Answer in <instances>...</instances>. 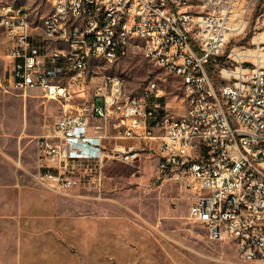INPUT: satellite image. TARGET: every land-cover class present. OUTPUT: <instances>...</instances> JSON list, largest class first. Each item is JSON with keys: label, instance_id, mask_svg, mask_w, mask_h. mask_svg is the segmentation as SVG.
Returning a JSON list of instances; mask_svg holds the SVG:
<instances>
[{"label": "built area", "instance_id": "2783aa9c", "mask_svg": "<svg viewBox=\"0 0 264 264\" xmlns=\"http://www.w3.org/2000/svg\"><path fill=\"white\" fill-rule=\"evenodd\" d=\"M193 1L53 0L41 25L2 2L0 37L10 45L3 53L0 39V56L10 59L13 87L55 99L84 93L94 60L114 63L135 48L181 78L186 109L176 115L158 80L133 94L118 74L103 75L91 99L39 137L33 175L61 195L101 184L105 124L115 120L124 137L145 140L155 151L160 175L190 180L192 219L213 237H231L243 260L264 264V57L236 46L226 52L247 28L232 0H200V10ZM105 7H116V15ZM56 24L64 33L51 32ZM61 37L71 39L70 48L50 47ZM82 52L90 53V63ZM109 154L125 162L140 157L132 148Z\"/></svg>", "mask_w": 264, "mask_h": 264}, {"label": "rangeland", "instance_id": "374dc122", "mask_svg": "<svg viewBox=\"0 0 264 264\" xmlns=\"http://www.w3.org/2000/svg\"><path fill=\"white\" fill-rule=\"evenodd\" d=\"M1 1L22 6L35 25L53 7V0ZM232 2L247 28L226 52L236 46L263 59L264 0ZM193 3L194 10L202 8L200 0ZM7 49L4 44L3 53ZM11 68L10 59L0 56V264H260L243 260L231 237H213L190 217L196 198L190 180L160 175L158 156L145 140L137 142L138 159L110 158L101 184L70 195L54 192L33 175L39 137L53 130L60 115L91 99L103 75L123 76L133 94L158 80L176 115L186 109L181 78L135 48L114 63L94 60L86 91L55 99L39 89L24 95L12 86Z\"/></svg>", "mask_w": 264, "mask_h": 264}, {"label": "crops", "instance_id": "0c3cea01", "mask_svg": "<svg viewBox=\"0 0 264 264\" xmlns=\"http://www.w3.org/2000/svg\"><path fill=\"white\" fill-rule=\"evenodd\" d=\"M2 2L3 1H1L0 3ZM1 42H2L1 45L2 52H3L4 44H6L8 48L7 50H9L10 44L7 41V39L3 38ZM59 46L65 47L66 45L64 43H57V44L53 43L51 47H59ZM105 125H106L105 130L107 136L103 139V144L108 151L107 158L105 159V166L110 158L116 159L114 156H111V154H109L110 152L118 153L124 151L127 148L130 149L132 148L138 152L139 156H141L140 151L138 150L139 148L137 146V142L139 141V139L124 137L122 135L123 128L118 126L115 120H109Z\"/></svg>", "mask_w": 264, "mask_h": 264}, {"label": "bare ground", "instance_id": "6f19581e", "mask_svg": "<svg viewBox=\"0 0 264 264\" xmlns=\"http://www.w3.org/2000/svg\"><path fill=\"white\" fill-rule=\"evenodd\" d=\"M15 6L16 9L24 10L22 6ZM105 14L107 15H116V7H105ZM63 15H71V8H63ZM51 32L57 33H64V25L63 24H56L51 25ZM55 43H64L65 47L60 48H70L71 47V39L68 37H61L58 40H50V47L52 44ZM257 59H259V55H256ZM82 59L83 63H90V53L89 52H82ZM119 81L122 83H127V80L123 76H119Z\"/></svg>", "mask_w": 264, "mask_h": 264}]
</instances>
